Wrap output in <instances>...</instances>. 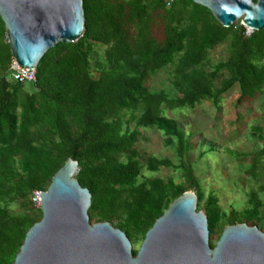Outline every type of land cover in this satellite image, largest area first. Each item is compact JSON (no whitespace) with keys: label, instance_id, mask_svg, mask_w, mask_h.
<instances>
[{"label":"trees","instance_id":"obj_1","mask_svg":"<svg viewBox=\"0 0 264 264\" xmlns=\"http://www.w3.org/2000/svg\"><path fill=\"white\" fill-rule=\"evenodd\" d=\"M82 9V36L49 49L37 64L34 83L7 80L12 56L0 19V264H13L26 232L41 219L33 193L46 191L69 160L77 164L76 181L91 196L89 221L108 222L132 246L187 191L207 219L209 237L216 228L236 224L261 230L256 206L223 217L213 192L204 199L184 160L192 143L164 110L203 102L218 109L235 85L237 106L252 102L264 89V29L247 36L243 26L222 27L191 0H82ZM221 44L227 58L206 70L209 51ZM96 45L103 47L100 55ZM170 66L175 95L149 90L145 82ZM147 128L174 144L177 165L155 157L141 162L136 143L140 129ZM252 130L263 139L260 128ZM228 153L249 161L245 173L252 178L264 164V146ZM160 168L177 172L182 182L142 175L143 169ZM136 252L132 248L133 256Z\"/></svg>","mask_w":264,"mask_h":264},{"label":"water","instance_id":"obj_2","mask_svg":"<svg viewBox=\"0 0 264 264\" xmlns=\"http://www.w3.org/2000/svg\"><path fill=\"white\" fill-rule=\"evenodd\" d=\"M191 1L222 27L240 21L252 31L264 29V0ZM0 19L12 59L28 69L84 30L82 0H0ZM77 172L76 162L67 161L39 193L41 219L26 232L13 264H264V233L256 226H227L211 248L207 219L189 191L155 220L133 256L121 230L89 221L91 196Z\"/></svg>","mask_w":264,"mask_h":264},{"label":"rangeland","instance_id":"obj_3","mask_svg":"<svg viewBox=\"0 0 264 264\" xmlns=\"http://www.w3.org/2000/svg\"><path fill=\"white\" fill-rule=\"evenodd\" d=\"M233 25L241 26V23L239 21ZM95 50L97 55H100L103 47L96 45ZM227 56L226 44L216 46L209 51L205 69L224 61ZM173 74V67L164 68L151 76L145 85L149 90H164L169 96H174L175 92L171 86ZM92 75L96 76L93 70ZM218 83L219 81L215 83V86H218ZM237 97L238 88L235 85L222 95L218 109L209 102H203L192 108L164 110V116L175 120L192 143V149L184 160L192 165L204 199L209 192H213L217 197L223 217L231 210L243 212L256 206L257 224L261 228L260 231L264 233V205L262 204L264 201V164H259L257 174L252 178L245 173L249 161L233 157L228 153V151L238 154L253 153L264 146V117L262 115L264 89L248 104L237 106ZM253 128L261 129L263 139L253 132ZM136 150L143 164L149 157L168 159L173 165L179 163L174 144H166L165 137L155 128L140 129ZM200 155L202 156L199 158ZM142 175L144 178L162 180L171 178L174 183L182 182L180 175L170 168H160L155 173H149L143 169ZM189 192L193 193V191ZM251 193L254 194L253 197ZM250 198H252L251 202H249ZM32 201L36 208H40L38 202ZM10 209L12 212L18 211V208ZM221 233L222 230L216 228L209 240L215 244ZM142 241L137 242L132 248L138 250Z\"/></svg>","mask_w":264,"mask_h":264},{"label":"built area","instance_id":"obj_4","mask_svg":"<svg viewBox=\"0 0 264 264\" xmlns=\"http://www.w3.org/2000/svg\"><path fill=\"white\" fill-rule=\"evenodd\" d=\"M252 30L245 28V34L248 36L252 33ZM7 80L10 82H17L20 84L34 83L35 82V69H28L19 66L14 59H11L7 69ZM38 192H34L32 200L37 202ZM33 202V201H32Z\"/></svg>","mask_w":264,"mask_h":264},{"label":"bare ground","instance_id":"obj_5","mask_svg":"<svg viewBox=\"0 0 264 264\" xmlns=\"http://www.w3.org/2000/svg\"><path fill=\"white\" fill-rule=\"evenodd\" d=\"M249 30H251V29H249ZM37 202H38V204H40V194L37 196Z\"/></svg>","mask_w":264,"mask_h":264}]
</instances>
